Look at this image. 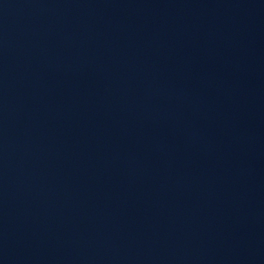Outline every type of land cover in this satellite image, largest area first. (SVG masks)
I'll return each mask as SVG.
<instances>
[{"label": "water", "instance_id": "obj_1", "mask_svg": "<svg viewBox=\"0 0 264 264\" xmlns=\"http://www.w3.org/2000/svg\"><path fill=\"white\" fill-rule=\"evenodd\" d=\"M0 264H264V0H0Z\"/></svg>", "mask_w": 264, "mask_h": 264}]
</instances>
